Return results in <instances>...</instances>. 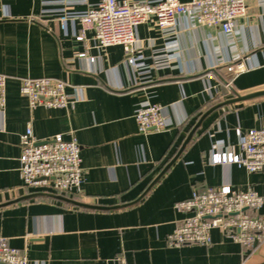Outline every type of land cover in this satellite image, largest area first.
<instances>
[{
	"label": "crops",
	"instance_id": "0c3cea01",
	"mask_svg": "<svg viewBox=\"0 0 264 264\" xmlns=\"http://www.w3.org/2000/svg\"><path fill=\"white\" fill-rule=\"evenodd\" d=\"M96 2L0 0V74L8 78L0 237L29 264H264V241L249 250L221 230L212 231L208 247L172 248L167 240L188 216L177 203L194 192L229 185L264 197V170L212 162L216 146L240 154L244 135L264 129V2H248L232 36L191 16L167 31L141 24L138 63L151 71L140 82L123 47L98 49L93 31L77 41L74 17ZM237 64L244 69L230 75L227 67ZM25 78L65 81L79 101L31 108L20 94ZM144 102L162 107L167 131L139 132L134 116ZM29 126L40 142L56 135L78 142L81 192L24 187L21 137ZM257 213L264 216V205Z\"/></svg>",
	"mask_w": 264,
	"mask_h": 264
},
{
	"label": "built area",
	"instance_id": "2783aa9c",
	"mask_svg": "<svg viewBox=\"0 0 264 264\" xmlns=\"http://www.w3.org/2000/svg\"><path fill=\"white\" fill-rule=\"evenodd\" d=\"M82 15L74 20L81 25L77 41L85 40L87 31L94 32L97 48L105 50L113 46L124 49L126 63L137 72L139 82L150 73L149 67L139 65L137 57L136 29L141 24L154 23L158 29H174L179 17L191 16L202 27H217L227 36L235 33L238 20L247 15L249 1L264 0H138L131 3L121 0H96ZM80 58L85 54L79 55ZM160 66H157L158 68ZM244 69L242 64L230 65L227 71L236 76ZM148 70V71H147ZM8 78L0 74V112L6 105ZM229 85V84H228ZM227 85V86H228ZM71 85L65 81L41 78H25L20 83V94L29 101L31 108H73L79 101L77 92L70 94ZM141 134L151 131L165 132L171 125L158 104L144 102L135 113ZM241 153L222 152L215 147L214 165H236L249 173L264 170V129H252L241 139ZM22 154L20 174L28 189L50 190L57 194H73L82 191L84 169L81 147L74 139L66 140L56 135L45 141H37L29 126L21 137ZM264 205V197L254 191L242 192L229 185L194 192L177 203L176 210L188 216L168 236L172 248L183 246L208 247L211 233L221 230L230 239L246 249H253L264 241V216L257 211ZM0 264H29L28 258L13 248L9 240L0 237Z\"/></svg>",
	"mask_w": 264,
	"mask_h": 264
},
{
	"label": "water",
	"instance_id": "95a60500",
	"mask_svg": "<svg viewBox=\"0 0 264 264\" xmlns=\"http://www.w3.org/2000/svg\"><path fill=\"white\" fill-rule=\"evenodd\" d=\"M260 95H264V92L263 93H260Z\"/></svg>",
	"mask_w": 264,
	"mask_h": 264
}]
</instances>
